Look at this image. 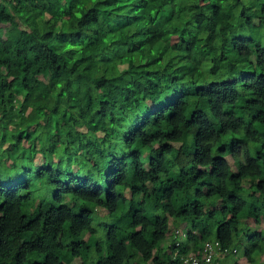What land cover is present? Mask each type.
Returning <instances> with one entry per match:
<instances>
[{
  "label": "trees",
  "instance_id": "1",
  "mask_svg": "<svg viewBox=\"0 0 264 264\" xmlns=\"http://www.w3.org/2000/svg\"><path fill=\"white\" fill-rule=\"evenodd\" d=\"M263 216L264 0H0V264L226 256Z\"/></svg>",
  "mask_w": 264,
  "mask_h": 264
},
{
  "label": "rangeland",
  "instance_id": "2",
  "mask_svg": "<svg viewBox=\"0 0 264 264\" xmlns=\"http://www.w3.org/2000/svg\"><path fill=\"white\" fill-rule=\"evenodd\" d=\"M11 28L10 25H5L3 30L5 31V38L9 41V43H13L14 41V37L12 36V34L9 32V29ZM87 75V73H86ZM90 75V74H88ZM87 75V76H88ZM34 109L33 106H28L25 108L24 112H20L17 116L18 117V122L20 123V125H22V123L26 120H28L32 113H33ZM14 119L15 116H14ZM88 126V120H78L77 121V128L79 129V136H82L83 132L86 130V127ZM226 156L230 162V165L232 166L233 169L236 168V163H234L233 159H232V155L230 150L227 151ZM119 192L120 194L123 195V197L126 199V202L129 199L130 196V189L129 188H125V187H120L119 188ZM182 195L184 196V199H188V196H190L188 194V192H186L184 190V192L182 193ZM183 196H181V198H183ZM157 199L158 196L156 193H154L153 195H151V197L148 199V207L150 209H155V207L157 206ZM205 204H206V209H210V208H214L216 206H218L219 204H221L222 202V198L221 197H212V198H208L204 200ZM88 207L93 208L91 205H88ZM78 209V208H76ZM96 211L100 212L98 209H96ZM101 214V213H100ZM169 233L166 236V239L163 240L162 244L163 245H167L169 244V242L171 241V239L174 237V239L176 238V242L178 243H185L187 245V247L190 249L192 248V242H186V230L188 229V227L185 225V223H176V221H174V219L170 218L169 219ZM263 230V238H255V236L252 237H248L252 232L254 231H261ZM240 238L239 240H235L234 241V245H233V249L232 251L226 255V256H220L219 260L223 262V264L229 263L230 264H264V216L261 218V221L259 223H256L254 221L253 217H250L246 220H243L242 223L240 224V228L238 231ZM27 236V235H26ZM96 238L103 242L106 243V235L104 233V231L99 230L96 234ZM251 241L252 242V246L247 242ZM241 240V241H240ZM176 242L174 244H176ZM177 243V244H178ZM248 247L251 249V252H248V254H251L252 257V261H250V257L249 255H246V249L245 247ZM194 249V248H192ZM80 259H76V262H79ZM151 262V261H150ZM225 262V263H224ZM142 264V263H141Z\"/></svg>",
  "mask_w": 264,
  "mask_h": 264
},
{
  "label": "built area",
  "instance_id": "3",
  "mask_svg": "<svg viewBox=\"0 0 264 264\" xmlns=\"http://www.w3.org/2000/svg\"><path fill=\"white\" fill-rule=\"evenodd\" d=\"M227 249H222V244L217 239L205 241L200 249L182 254L179 248L175 249L172 256L178 257L182 264H220L219 257L225 256ZM226 264H230L226 263Z\"/></svg>",
  "mask_w": 264,
  "mask_h": 264
},
{
  "label": "clouds",
  "instance_id": "4",
  "mask_svg": "<svg viewBox=\"0 0 264 264\" xmlns=\"http://www.w3.org/2000/svg\"><path fill=\"white\" fill-rule=\"evenodd\" d=\"M177 244V243H176ZM178 258H179V256H178Z\"/></svg>",
  "mask_w": 264,
  "mask_h": 264
}]
</instances>
